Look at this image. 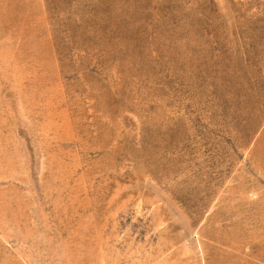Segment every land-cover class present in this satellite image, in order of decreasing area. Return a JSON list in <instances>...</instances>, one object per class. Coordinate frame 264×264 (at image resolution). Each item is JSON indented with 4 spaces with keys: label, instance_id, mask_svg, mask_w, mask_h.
<instances>
[{
    "label": "rangeland",
    "instance_id": "obj_1",
    "mask_svg": "<svg viewBox=\"0 0 264 264\" xmlns=\"http://www.w3.org/2000/svg\"><path fill=\"white\" fill-rule=\"evenodd\" d=\"M0 264H264V0H0Z\"/></svg>",
    "mask_w": 264,
    "mask_h": 264
}]
</instances>
